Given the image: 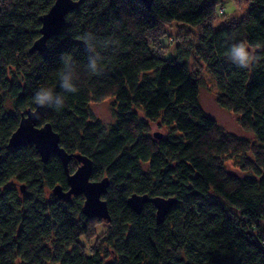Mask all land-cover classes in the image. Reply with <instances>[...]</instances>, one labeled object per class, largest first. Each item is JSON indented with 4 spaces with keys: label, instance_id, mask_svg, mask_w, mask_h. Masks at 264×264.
Instances as JSON below:
<instances>
[{
    "label": "trees",
    "instance_id": "16d2710c",
    "mask_svg": "<svg viewBox=\"0 0 264 264\" xmlns=\"http://www.w3.org/2000/svg\"><path fill=\"white\" fill-rule=\"evenodd\" d=\"M54 1L0 0V264H264V0H231L244 13L227 20L222 0H80L45 49L31 52ZM242 42L256 57L250 69L229 59ZM62 54L75 93L60 88ZM90 55L100 57L99 74L87 69ZM192 58L214 81L216 103L253 138L200 105ZM42 87L64 106H44L38 125L51 123L61 147L91 159L92 180L109 178L108 221L83 214V194L52 193L68 187L54 152L44 162L31 143L6 146ZM108 98L114 121L105 124L90 104ZM152 122L164 127L160 137ZM132 193L175 201L158 222L152 202L128 206Z\"/></svg>",
    "mask_w": 264,
    "mask_h": 264
},
{
    "label": "water",
    "instance_id": "95a60500",
    "mask_svg": "<svg viewBox=\"0 0 264 264\" xmlns=\"http://www.w3.org/2000/svg\"><path fill=\"white\" fill-rule=\"evenodd\" d=\"M145 5H150L152 0H141ZM80 0H55L47 12L39 16L41 26L39 29L40 36L34 40L30 51H42L46 47V40L56 35L59 29L65 24V16L78 5ZM44 106L35 104L34 108H26L21 112L18 126L10 134L6 146L17 147L20 144L31 143L35 146L39 157L42 161H47L51 152L59 156L62 166L65 169L68 187L63 189L59 184L52 187V193L57 198L64 200L75 194H83L84 202L81 208L83 214L88 217H97L105 221L110 219V212L107 207L106 199L102 196L107 192L109 178L102 177L92 180L90 175L92 171V162L87 155L77 152L68 153L59 145V134L56 133L51 123L45 122L38 125V121L43 114ZM155 137H160L161 133H154ZM1 150V147H0ZM76 159L78 164L74 171L70 172L68 163ZM21 189H23L21 187ZM152 202L156 208L155 219L162 222L164 216L174 203L173 197H149L147 194L139 195L132 193L127 200L128 206L135 211H141L145 202Z\"/></svg>",
    "mask_w": 264,
    "mask_h": 264
},
{
    "label": "rangeland",
    "instance_id": "374dc122",
    "mask_svg": "<svg viewBox=\"0 0 264 264\" xmlns=\"http://www.w3.org/2000/svg\"><path fill=\"white\" fill-rule=\"evenodd\" d=\"M219 11H222L221 13H226V17L224 20H227V18H234L237 16H241L244 12V8H238L235 7L233 2L231 0H222V4L219 5ZM223 17L219 20H215L217 23H222ZM168 33L172 37L177 35V27L175 26H169ZM192 34H194V30L192 29ZM172 38H169L168 36L163 38V41L165 43H170ZM190 67L193 71H198V74L200 75V79L202 82V85L199 89V102L200 105L203 106L204 110L209 113V115H212L218 124L223 126L227 130H231L235 133H237L240 136H246L249 138H253L249 131L244 130L241 128V126L238 123V116L231 111L224 109L219 104L216 103V93H215V86L214 81L212 80L209 72L203 68V65L200 63V61L196 59H190ZM111 98L102 100V101H94L90 104V109L94 116H96L98 119L102 120L103 123H112L113 120V112L111 108ZM151 129L152 133H162L164 130V127H158V124L156 122L151 123ZM238 162L237 159H229L227 161V166L229 169L237 170L238 168ZM101 225H99L100 227ZM98 227V228H99Z\"/></svg>",
    "mask_w": 264,
    "mask_h": 264
},
{
    "label": "clouds",
    "instance_id": "9594fccd",
    "mask_svg": "<svg viewBox=\"0 0 264 264\" xmlns=\"http://www.w3.org/2000/svg\"><path fill=\"white\" fill-rule=\"evenodd\" d=\"M81 39L88 45L89 50H93L92 41L95 39L91 33L84 34ZM106 46V44H105ZM229 59L240 68L250 69L256 57L249 51L246 43H238L231 47L229 50ZM61 60L63 62V70L59 74L60 88L67 93H75L77 88L73 83L74 70L71 62V57L62 54ZM99 55H90L88 57L87 69L92 74H99L101 69L99 67ZM35 103L40 106L62 108L64 106L63 96L56 94L50 88L42 87L34 96Z\"/></svg>",
    "mask_w": 264,
    "mask_h": 264
}]
</instances>
